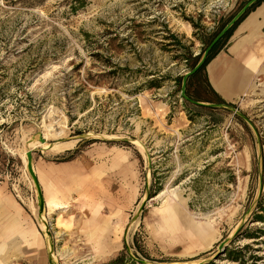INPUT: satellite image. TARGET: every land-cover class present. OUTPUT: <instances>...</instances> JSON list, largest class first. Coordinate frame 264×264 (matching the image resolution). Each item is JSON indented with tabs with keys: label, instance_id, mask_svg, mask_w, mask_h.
<instances>
[{
	"label": "rangeland",
	"instance_id": "obj_1",
	"mask_svg": "<svg viewBox=\"0 0 264 264\" xmlns=\"http://www.w3.org/2000/svg\"><path fill=\"white\" fill-rule=\"evenodd\" d=\"M250 1L0 0V204L32 216L46 247L19 256L17 242L6 264H264V78L204 103L219 107L187 105L176 82ZM40 137L71 151L35 142L34 164L109 170L107 197L49 210L45 228L25 154Z\"/></svg>",
	"mask_w": 264,
	"mask_h": 264
},
{
	"label": "crops",
	"instance_id": "obj_2",
	"mask_svg": "<svg viewBox=\"0 0 264 264\" xmlns=\"http://www.w3.org/2000/svg\"><path fill=\"white\" fill-rule=\"evenodd\" d=\"M207 74L214 91L229 103L255 89L256 80L261 76L264 78V5L237 27L225 50L208 65ZM34 169L48 215L49 210L61 213L69 212L72 205L84 206L88 198L101 200L107 197L109 170L104 162L88 167L80 160L53 162L39 159ZM82 210L85 209L79 211ZM2 223L6 226L0 228V234H3L0 264H6L1 258L15 248L17 242H21L22 248L16 246L19 249L16 255L44 257L46 247L35 220L25 215L13 201L0 204V225Z\"/></svg>",
	"mask_w": 264,
	"mask_h": 264
},
{
	"label": "trees",
	"instance_id": "obj_3",
	"mask_svg": "<svg viewBox=\"0 0 264 264\" xmlns=\"http://www.w3.org/2000/svg\"><path fill=\"white\" fill-rule=\"evenodd\" d=\"M264 5V0H261L257 2L255 5H253L247 13L225 34V36L216 44V46L210 51L209 55L207 56L204 64L199 69L197 73L190 76L187 81V89H186V95L189 98V101L186 100L187 105H191V101L198 102V103H212V104H222L225 103V101L222 99L221 96H219L214 89L212 88L209 77L207 74V67L208 65L213 61V59L222 51V48L230 41L233 33L237 29V27L248 17L250 13L255 11L258 7H261ZM84 7V6H82ZM88 36V35H87ZM218 36V35H217ZM215 36L210 44L215 40L217 37ZM175 37V36H174ZM176 38V37H175ZM180 44V42H178ZM181 45V44H180ZM199 56L195 58V62H198ZM197 66V63L191 68V71ZM185 76L179 77L176 82L179 86L182 88L183 80ZM203 81L205 84L206 90L201 91L199 87L194 88L195 85L198 84L199 81ZM152 88H159L158 85L155 82H150ZM182 91V90H181ZM211 95L212 99L207 98L206 95ZM72 159H66L60 162H68ZM256 219L258 222L262 223L264 225V198L260 199L257 206V213H256ZM139 261H145L138 258V256L130 257L128 254L121 255L117 257L116 259L111 260L108 263L105 264H141Z\"/></svg>",
	"mask_w": 264,
	"mask_h": 264
},
{
	"label": "water",
	"instance_id": "obj_4",
	"mask_svg": "<svg viewBox=\"0 0 264 264\" xmlns=\"http://www.w3.org/2000/svg\"><path fill=\"white\" fill-rule=\"evenodd\" d=\"M261 0H251L249 3L246 4V6L242 9V11L222 30V32L215 38V40L210 44V46L207 48L204 57L202 58V60L197 64V66L188 74H186V76L184 77L183 80V84H182V91H181V95L182 98L189 101V98L186 95V89H187V81L188 78L192 75H194L195 73H197L199 71V69L202 67V65L204 64L207 56L209 55L210 51L216 46V44L225 36V34L247 13V11L253 6L255 5L257 2H259ZM191 103L195 104V105H199V106H213V107H219L218 105H206L204 103H198V102H194L191 101ZM90 135H82L79 137V139L76 140H83V139H89ZM37 141L36 138H34L30 144H34ZM39 142L42 144H46V140L42 137L39 138ZM34 150H32L31 147L28 148L27 153H26V157H27V171L29 173V176L31 177L35 188L37 190L38 193V197H39V203H40V217H44V214H46L45 212V201H44V196L42 194V189L40 187L35 169H34ZM262 190V189H261ZM150 201V198L148 197L145 202L142 204V206L139 209L138 215H140L143 211L144 208L147 204V202ZM46 224V221H45ZM47 225V224H46ZM50 242V241H49ZM226 242L223 243L220 248L219 251L220 253L223 251V249H225L226 247ZM50 247H51V242L49 243ZM141 264H151L150 262L147 261H139Z\"/></svg>",
	"mask_w": 264,
	"mask_h": 264
},
{
	"label": "bare ground",
	"instance_id": "obj_5",
	"mask_svg": "<svg viewBox=\"0 0 264 264\" xmlns=\"http://www.w3.org/2000/svg\"><path fill=\"white\" fill-rule=\"evenodd\" d=\"M249 88V87H248ZM45 138V137H44ZM70 141V140H69ZM36 143H40L38 141H36ZM30 144L29 147L31 148H34L35 147V144ZM42 146L46 147V148H49L51 151H53L54 153H57V154H63L67 151H69L71 149V143L67 142V143H62V144H58V145H52V144H49V143H46V144H42L40 143ZM71 151V150H70ZM27 153V151L25 152V154ZM33 182V181H32ZM163 193L160 194V196L162 195ZM33 208V211L35 213V215L38 217V219L40 220V223L43 225V227L45 228L46 224H45V221L43 219V217H40V212L41 210L37 208L36 205H33L32 206ZM67 209V208H66ZM6 247V246H5ZM63 257V256H62ZM52 264H56L55 263V257L52 258Z\"/></svg>",
	"mask_w": 264,
	"mask_h": 264
}]
</instances>
